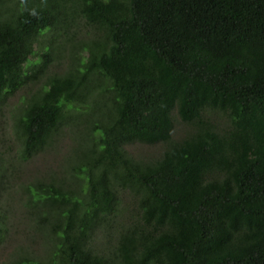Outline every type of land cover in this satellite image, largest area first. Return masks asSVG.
<instances>
[{"label": "trees", "instance_id": "trees-1", "mask_svg": "<svg viewBox=\"0 0 264 264\" xmlns=\"http://www.w3.org/2000/svg\"><path fill=\"white\" fill-rule=\"evenodd\" d=\"M82 20L90 38L26 100L16 130L23 158L62 126L90 124V143L76 142L65 177L28 186L48 257L11 264H264V0H0V104ZM132 142L162 151L135 158ZM121 191L137 216L113 223Z\"/></svg>", "mask_w": 264, "mask_h": 264}, {"label": "rangeland", "instance_id": "rangeland-1", "mask_svg": "<svg viewBox=\"0 0 264 264\" xmlns=\"http://www.w3.org/2000/svg\"><path fill=\"white\" fill-rule=\"evenodd\" d=\"M66 29L65 34L61 33L62 37H53L57 42H64L58 51L52 50L54 57L43 67L38 78L19 87L0 104V212L3 215L2 221L5 229L0 244V264H11L14 257L29 255L32 252L37 254L38 259H47L51 240L49 236L46 239L41 233L35 234L31 213H29L33 211L28 202L31 196L28 186L37 182L38 179L48 177L51 179L52 173H61L60 178L65 177L70 170V162L81 154L80 151L74 150L76 142L78 141L83 146L90 143L87 135V128L90 124L83 123L78 127L62 126L52 138L54 147H46L30 157L23 158V143L16 130V123L26 100L46 83L49 76L63 73L71 67L72 59L68 50L73 47V44L79 46L81 41L88 40L93 26L82 20L80 24L74 23ZM46 32L49 34H41L37 44L50 42V36H54V33ZM40 50L43 52L42 49ZM40 56L41 54L39 56L36 54L31 60L39 61ZM213 117L219 120L224 119L219 114H214ZM185 129L186 124L178 119L172 136L179 139L183 136ZM125 148L135 158L147 154L158 155L162 151L159 143L149 145L132 142L127 143ZM120 196L123 205L117 209L114 219L110 220L114 221L113 223L115 220L127 223L131 217L137 216L136 200L131 199L127 191H121ZM132 213H135V216ZM120 226V224H114L113 228ZM98 231L100 230L97 229ZM97 236L99 239L100 236ZM32 237L36 238L35 243H32ZM33 255L36 257L35 254Z\"/></svg>", "mask_w": 264, "mask_h": 264}]
</instances>
